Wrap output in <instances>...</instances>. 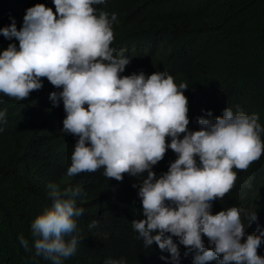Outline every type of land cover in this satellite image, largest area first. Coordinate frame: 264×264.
Listing matches in <instances>:
<instances>
[{"label": "clouds", "instance_id": "1", "mask_svg": "<svg viewBox=\"0 0 264 264\" xmlns=\"http://www.w3.org/2000/svg\"><path fill=\"white\" fill-rule=\"evenodd\" d=\"M30 1L19 30L14 22L0 29L19 42L18 50L10 43L0 52V92L24 100L42 88L41 79L62 88L49 99L53 106L62 100L61 130L78 137L67 175L103 167L106 178L122 181L125 173L147 172L138 191L144 218L132 226L141 248L164 264H264V129L227 94L198 97L193 67L200 60L190 71H179L188 59L173 65L179 43L167 49L160 33L177 25L165 17L173 7L158 0ZM6 115L0 111V122ZM169 148L156 177L152 166ZM48 189L52 207L31 223L33 247L62 264L79 256L73 233L85 210L75 206L78 189ZM91 220L89 227L102 228ZM172 236L189 251L184 260Z\"/></svg>", "mask_w": 264, "mask_h": 264}, {"label": "trees", "instance_id": "2", "mask_svg": "<svg viewBox=\"0 0 264 264\" xmlns=\"http://www.w3.org/2000/svg\"><path fill=\"white\" fill-rule=\"evenodd\" d=\"M158 1L163 9L173 7L165 17L177 24L163 25L160 30L168 39L167 49L179 43L172 48L173 65L188 59L191 62L179 71H190L201 61L193 67L198 97L227 94L236 111L255 114L264 129V0ZM100 6L93 5L96 10ZM30 7V0H0V29L14 22L19 30ZM10 43L19 49L15 38L0 33V52ZM41 82L42 88L24 100L0 92V111L7 112L0 122V264H52L35 255L31 235L34 218L52 207L50 183L61 190L78 189L75 206L85 210L75 218L77 231L73 233L81 244L79 256L62 258V264H164L153 251L141 248V237L132 226V220L144 218L138 191L147 172L141 177L125 173L122 181H116L106 178L102 167L69 177L67 169L78 137L61 130L66 117L62 100L53 106L49 99L51 92L62 88ZM260 139L264 143V131ZM170 141L166 137V143ZM171 152L167 149L163 159L152 166L156 177ZM260 161L264 162V152ZM93 216L102 228L89 227ZM21 236L29 242L30 251L20 243ZM172 240L179 260H184L189 251L175 236Z\"/></svg>", "mask_w": 264, "mask_h": 264}]
</instances>
